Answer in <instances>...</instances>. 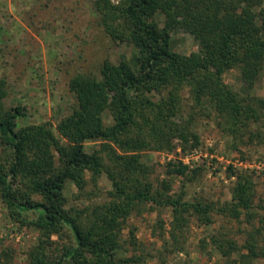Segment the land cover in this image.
<instances>
[{"label": "trees", "instance_id": "16d2710c", "mask_svg": "<svg viewBox=\"0 0 264 264\" xmlns=\"http://www.w3.org/2000/svg\"><path fill=\"white\" fill-rule=\"evenodd\" d=\"M93 5L107 35L135 47L137 67L127 60H105L101 77L72 76L69 88L76 104L59 119L57 133L48 122L19 126L25 107L5 106L7 83L0 79V199L11 218L39 231L37 243L27 252L28 264L138 263L139 257L119 254L121 231L129 216L149 203L171 208L170 233L176 244L188 213L204 224L212 223V211L238 220L244 216L248 223L258 218L260 226L241 246L232 239L211 237L222 256L238 253L234 264H254L264 256V203L254 201L252 174L229 166L228 176L236 177L232 196L217 206L186 201L183 193L169 194L168 180L154 186L144 154L173 152L177 143L183 151L200 144L191 119H175L184 89L195 107L207 110V115V107L216 112L234 142L263 136L252 125L262 123L264 99L241 96L224 82L223 74L239 68L250 91L263 71L264 0H95ZM157 15L163 18L162 27ZM174 29L192 34L198 50L189 55L175 52L170 33ZM87 141L100 146L89 151ZM167 166L168 174L190 180L201 169L188 174L181 162ZM86 171L94 183L102 173L107 175L110 199L91 207L68 206L66 184L83 191ZM130 233L135 243L133 229ZM53 235L70 237L71 242L60 244Z\"/></svg>", "mask_w": 264, "mask_h": 264}, {"label": "rangeland", "instance_id": "374dc122", "mask_svg": "<svg viewBox=\"0 0 264 264\" xmlns=\"http://www.w3.org/2000/svg\"><path fill=\"white\" fill-rule=\"evenodd\" d=\"M94 1L0 0V79L6 80L8 91L3 101L7 108L25 107V115L18 120L19 126L48 122L57 133L55 126L59 119L69 114L76 104L69 88L72 76L83 73L101 77L105 60L113 63L127 60L137 67V50L129 43L107 35L94 10ZM156 18L162 27V16ZM170 33L171 48L175 52L189 55L198 50L199 43L192 34L183 29H174ZM223 80L241 96L264 99V69L250 91L239 68L227 70ZM152 96L157 97L155 93ZM181 100V112L175 119L179 122L191 119L200 144L185 151L178 143L173 152L146 151L144 159L152 169L149 180L155 187L162 180H168L171 184L169 194L183 193L186 201L218 205L231 199L236 180L235 176H228V167L232 166L235 171L252 174L254 201L263 204L264 116L262 123L252 125L263 132L260 139L236 143L225 133L220 125L223 120L213 109L207 107L211 110L207 115V110L194 106L188 89L181 91ZM103 117L106 123L111 122L108 115ZM99 146V142H86L89 151ZM1 155L0 146V159ZM170 161L187 166L188 174L199 166L201 169L190 180L187 176L168 174ZM85 179L83 191L73 183L66 184L64 193L68 206L91 207L110 199L112 183L105 173L94 183L90 172L86 171ZM257 211L263 214V210L258 208ZM186 216L187 224L180 233L177 232L180 241L176 244L170 233L171 208L147 204L140 213H132L123 226L119 254L139 257L135 264H234L238 253L233 252L230 258L222 256L211 237L232 239L241 246L248 234L260 226L258 218L248 223L244 216L238 220L216 211L211 213L213 221L210 224L201 223L191 213ZM132 229L135 243L131 242ZM38 236L36 228L21 225L11 218L0 199V264H28L27 252L37 243ZM52 239L60 244L71 242L70 237L60 239L53 235ZM254 264H264V256L256 258Z\"/></svg>", "mask_w": 264, "mask_h": 264}]
</instances>
